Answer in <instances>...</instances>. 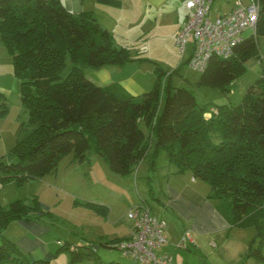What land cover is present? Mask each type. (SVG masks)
Returning <instances> with one entry per match:
<instances>
[{"label": "trees", "instance_id": "1", "mask_svg": "<svg viewBox=\"0 0 264 264\" xmlns=\"http://www.w3.org/2000/svg\"><path fill=\"white\" fill-rule=\"evenodd\" d=\"M258 1L255 36L243 39L231 58H212L198 87L228 93L247 61L258 57L264 0ZM0 40L12 57L23 109L12 150L17 161L0 162L2 180L22 185L55 172L67 156L84 164L91 151L121 177L148 160L151 177L165 153L178 174L191 172L210 186L209 198L232 225L256 229L240 264L250 259L264 264V78L248 88L238 105L220 106L201 104L192 90L172 87L171 75L162 85L161 68L155 87L142 96L129 94L118 83L99 86L86 77V69L124 67L144 59L118 48L112 33L91 13H73L63 0H0ZM9 113L10 101L0 93V118ZM74 204L105 219L110 215V207L101 203L75 199ZM43 218L53 215L38 200L34 206L18 200L0 211V264H49L62 252L69 253V264H120L98 257L101 242L88 241L73 250L65 243L44 259H35L4 235L11 221L32 230ZM121 240H111V248L104 245L116 249Z\"/></svg>", "mask_w": 264, "mask_h": 264}, {"label": "rangeland", "instance_id": "2", "mask_svg": "<svg viewBox=\"0 0 264 264\" xmlns=\"http://www.w3.org/2000/svg\"><path fill=\"white\" fill-rule=\"evenodd\" d=\"M117 1H121L122 6L118 7L115 13L102 8L97 0H82L86 10L81 11L91 13L102 27L108 29L112 33L114 44L118 48H127L134 59H144V61L129 63L124 67L111 66L114 81L119 79L132 80L135 77L149 88V92L155 87L158 81V68H161L164 72L161 78L162 85L166 83L167 78L171 75L172 87L192 90L201 104L212 103L220 106L226 104L238 105L245 97L248 88L264 78V37L259 36L257 38L258 57H253L247 61L245 70L230 85L228 93L215 88L198 87L197 82L201 74L188 67L186 61L189 51L182 56L175 45L174 39H171L170 30L159 29L155 25L152 27L144 23L143 12H156L148 9L149 7H145L147 0ZM184 1L175 0L178 7L182 5L180 12H186L183 10ZM231 2L232 0H215L210 12L211 18L215 19L220 13L227 11ZM151 20L150 18L149 21ZM147 23L150 24V22ZM254 34L252 30H247L243 33V37L247 39L255 36ZM68 68L71 69L69 61ZM177 69H180L179 73L174 74ZM85 74L88 79L97 85L104 86L91 75V69H86ZM0 83L6 88L5 94L10 100L9 115L4 119L0 118V162L10 164L17 161V157L12 150L16 144L15 133L18 128V116L23 109L18 81L13 78L7 82V79L3 78ZM141 126L143 127V123H141ZM91 154L97 157L91 151L88 158ZM99 160L94 165L97 181L90 171L91 168L82 172V182L86 184L85 186L75 183L71 186L68 185L69 188H62L49 181L54 179L50 175L31 179L22 185L14 179L2 180L0 178V211L8 210L10 204L18 200L24 201L28 206L36 205L38 200L47 204L53 215V218L41 219L33 230H27L18 221H11L4 230V235L18 246L21 239L24 238L27 239V245L29 246L35 244L36 241L40 243L32 252H25L21 249L24 254L35 259H44L47 253L57 252L59 247L65 243L70 244L72 250L83 246L88 241L98 244L101 242L111 248L112 245L107 238H125L129 233V227L123 215L125 216L129 208H132L139 200H146L153 205L155 201L151 196V189L159 181L154 176L150 177L148 160L141 169H138L139 166H137L135 172L127 177L114 174L102 159ZM158 163L160 164H158L157 169L168 168L170 163L165 153L160 155ZM88 166L86 165L84 168L86 169ZM76 169L79 170V166ZM98 181L99 184L97 185ZM75 199L113 207V215L111 216L110 213L108 218H102L85 207L76 206L74 204ZM262 223L264 224V217ZM250 232L256 238V229L252 228ZM104 244L100 247L98 253V257L104 262L115 261L120 264H138L130 257L124 256L119 249H110L105 247ZM258 245L259 240L256 239L255 246ZM213 258L214 264H229L228 259L230 257L224 253ZM69 262V253L62 252L49 264H69ZM94 263L86 260L76 264ZM249 264L258 263L256 260L250 259Z\"/></svg>", "mask_w": 264, "mask_h": 264}, {"label": "crops", "instance_id": "3", "mask_svg": "<svg viewBox=\"0 0 264 264\" xmlns=\"http://www.w3.org/2000/svg\"><path fill=\"white\" fill-rule=\"evenodd\" d=\"M97 1L102 5V8H106L108 12L111 11L112 13H115L116 9L122 6V2L117 0ZM183 1L181 0V2ZM186 1L183 5L184 11H186ZM238 1L248 3V0H232L228 10L219 15L231 11ZM63 2L66 8L73 13H81L83 9L86 10L82 0H63ZM145 7L156 12H143L144 23L152 27L155 25L159 29L170 30L171 39H174L175 33L187 19V11L180 12L182 5L178 7L175 0H147ZM150 18L152 22L149 21ZM192 50L193 44L190 43L186 50V53L189 51L187 60L190 58ZM11 66L12 68H10ZM112 71L111 66H109L99 70H91V75L104 86L118 83L133 96H142L148 92L149 88L135 77L134 79L131 78L132 80L119 79L114 81ZM12 77L17 80L13 73L12 57L0 40V81L5 78L9 82L13 79ZM5 92L6 88L0 83V93L6 96ZM88 159L87 162L80 165L73 161L72 155L67 156L60 162L57 170L49 174L54 178L49 181L62 188H69L68 185L71 186L75 183L85 186L86 184L82 182V172L89 168H91L90 171L97 181L94 165L97 163L96 161H100L99 159L102 158L91 154ZM146 161H142L138 165V169H141ZM86 165L89 166L85 169ZM78 166L79 170L76 169ZM153 176L159 181L156 185L154 184L153 194L151 193L155 202L152 205L146 200H139L134 206L145 202L152 208L154 214L166 223L167 242L161 248V253L170 256L173 264H214L213 257H218L223 253L230 257L228 259L229 264H240L243 261L255 238L250 232L252 228L232 225L229 216L222 214L217 208V202L209 198L211 188L208 184L196 180L191 172L178 174L176 168L171 164L167 169H157ZM127 212L123 218L125 217L127 220L129 233L125 238L118 237L119 239H128L133 231V224L126 217ZM110 213L112 216L113 207L110 208ZM187 231H190L192 242L187 248H180L178 245ZM118 238H107V240L111 241ZM26 240L25 238L21 239L20 247L17 245L25 252H32L40 244L36 241L35 244L29 246Z\"/></svg>", "mask_w": 264, "mask_h": 264}, {"label": "built area", "instance_id": "4", "mask_svg": "<svg viewBox=\"0 0 264 264\" xmlns=\"http://www.w3.org/2000/svg\"><path fill=\"white\" fill-rule=\"evenodd\" d=\"M213 3L214 0H187V19L174 35L182 56L188 45L193 44L188 67L200 74L207 70L212 58H231L244 39L243 33L247 30L256 33L259 20L258 0L238 1L231 11L215 19L210 16ZM126 217L133 224L132 234L115 247L138 264H173L170 256L161 253L167 242L166 223L146 203L130 208ZM191 242L190 231H187L178 247L187 248Z\"/></svg>", "mask_w": 264, "mask_h": 264}]
</instances>
